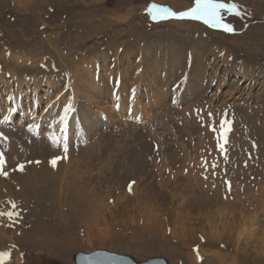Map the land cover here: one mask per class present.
<instances>
[{
    "label": "rangeland",
    "instance_id": "374dc122",
    "mask_svg": "<svg viewBox=\"0 0 264 264\" xmlns=\"http://www.w3.org/2000/svg\"><path fill=\"white\" fill-rule=\"evenodd\" d=\"M17 1L19 0H0L1 89L9 88L8 86L14 89L15 85L18 88L14 77L12 78L11 75L12 72L17 70L18 74L23 73L20 79L24 83L26 79H29L25 76L34 75V80H36L35 75L38 79L46 75L52 76L51 79H45L49 80V84L51 83L49 85L50 88L45 83H41V80H36V83L33 80L27 81L28 85H24L26 88L23 89L29 98L33 96L32 84L37 85L38 96L42 99L44 94L50 96V101H53L58 93L71 96L69 95L70 91L64 88V80L67 77V72L69 75L74 74V69L72 70L74 64H76L77 68L82 67L79 63L82 58L87 59L88 62L93 61L94 66L95 61H97L96 65L98 63L103 65L102 68L98 66V70H101L100 76L102 73V77H104L103 75H106L110 70L109 66L112 65L111 59H113V56L117 55V60L120 61L122 66H125L127 61L124 60V57L129 50H133L135 54L131 59H133V62H139L140 53L143 51L142 48H145L147 44H150V46L146 52L149 56L146 70L149 66L150 70L143 77L144 82L140 88L141 91L139 90L137 97H135L136 100H141L138 102L134 99L133 103L131 102L132 104L137 102L135 114L141 110L139 114H136L140 116L139 119L142 116L143 120L141 119V123L136 121L125 123V106L119 110L120 115L124 114V116H121L122 118L124 117L122 119L119 114H115L110 104L108 106L109 102L106 99L100 98V102L104 105H98L97 103H93V105L88 100L89 98L85 99L79 92L83 98L77 95L80 99L78 98L75 104H82L84 101V104H87L86 107L83 105L81 112L85 110L84 112L88 115L91 114V116L88 117L89 120L87 118L82 120L85 126L87 124L86 129L91 132L90 135L91 137L93 135V137L90 138L89 144L85 143L79 147L80 151L77 157L80 162H78L79 159L76 157L78 153H74V150H72L74 157L70 156L68 158L66 155H61V157L66 156L68 158L67 161L72 162L69 165L74 163L71 165V171L69 168L67 169L70 172L67 179H74L82 169L86 171L87 169H84V165L87 164L89 172L86 171V175L91 176L88 178H90L91 182L94 181L93 184L96 185V188L93 192H90L91 194L87 195L88 193H86L83 201L80 199V201L75 200L78 196L74 198V196L68 195L67 201L64 203V199L61 198L64 195L59 192V188H56L57 192L54 193L55 198L53 197L52 200V189L50 191L47 189V191L37 185L36 188L39 187L40 189L38 192H43L44 200L38 199L42 202H36L34 201L36 199L34 195L32 200L27 199L26 208H18V210L23 212L24 218H26L23 222L18 221V216L16 222H12L13 220L10 222L7 219L8 224H6V219L3 218L4 213L0 211V228L8 230L5 232L9 233L10 237L4 241L7 243L6 247L8 250L6 252L13 249L9 244L11 243L14 248L18 249L17 251H20L21 260L19 262L21 264H50L53 261L57 264H74L72 261L74 254L79 252L91 253L95 250H106L120 255H129L137 261L160 257L164 258L168 264H190L188 255L196 256L195 258H198L201 264H264V253L260 247L261 232L264 230V183L261 181L264 177V85L261 84L264 81V0H210L211 2L218 1L222 5L221 10L215 13V17L211 21V25L216 27L212 30L204 29L202 25L196 22L177 21L174 18L169 19V21H164L166 18L160 21L158 18H149L147 15L148 6L152 3L154 4V2L166 4L174 10H184L206 0H23L29 5H23V3L19 5L16 3ZM231 3L233 6L236 5V11H226ZM169 10L167 9L166 11ZM174 12L175 14L172 16L177 18L178 14L184 15L185 11ZM162 14H167V12ZM114 43L117 45V50L112 49ZM202 43L204 45V52L202 51L200 57L202 63L204 62L203 58L208 57V59H211L215 56L217 57L218 55L216 54L219 50L220 53H224L221 55L226 57V54H228L229 58L222 60L218 58V67L215 68L216 74L213 73L212 69L205 71V76L208 79L205 78L204 80H207L208 83L204 85L202 82L204 91L199 95H195L193 90L189 89V82L191 80L194 81L191 77V71L194 68L191 47L192 44ZM229 43H232V45L236 44V46H232ZM171 51H174L177 56L173 59L178 58L175 60V65L170 63L169 54ZM155 53H157L158 59L160 57V60L156 62V66L160 65V70L164 69V71L161 70L159 73L156 72L155 75H151V57ZM188 59L187 64L190 63V66L192 64L190 70L189 66H186ZM71 62H73V65ZM40 63L42 67L39 66ZM235 64H239V66L243 64L248 67H241L242 70L244 69L243 73L245 71L244 78L238 76V80L233 78L237 69L235 66H238ZM88 66L92 72L93 64H88ZM171 66L174 67H172V73L168 75ZM10 68L16 70H10ZM133 70L135 72L137 69L133 68ZM225 71H228L229 80L228 77H225ZM134 72L132 76H134ZM249 72L253 75L247 77ZM77 73L79 74V71ZM188 73L189 77L182 86L183 94L179 93L182 96L181 106L173 107L168 101L171 96L170 88L173 93L175 91V82L179 77L182 80L185 79ZM78 74L77 76L74 74L76 77L73 75L75 78L72 75H68V86H78L80 88L81 82ZM6 76L10 77L11 80ZM150 76H156V80L160 78V81H163L162 90L165 93L162 96L157 95L158 98H163L162 102L159 99V102L156 100L157 96L153 95L154 93L151 90L146 93L149 87L154 85L157 87L151 81ZM165 77H168L166 81ZM214 81H216V86L213 84ZM100 82L97 81L96 83ZM40 83L43 86L40 87ZM147 83L149 85H146ZM134 85L133 90L137 88L138 84L134 83ZM101 86L103 87V84ZM131 86H128L126 82L124 90L119 93L122 95L121 101L124 102V105H127L126 107L130 103H127L126 97L128 95V87L130 88ZM18 89L22 92L21 86ZM216 90L220 91V95H217ZM140 92L141 96L138 97ZM233 99L237 100V102ZM59 100L65 101L62 95L57 101ZM14 101L15 96L13 98ZM22 103L27 107L26 101ZM45 104L43 100L40 101L36 108V114L42 113ZM143 104L145 105L144 107ZM146 105H150V109L149 107L145 108L147 107ZM74 106L73 109L71 107L72 110H76L74 116L82 117L81 112H78ZM99 106L102 107L100 108ZM104 106H108V111L111 112L104 111ZM138 106H140L139 109ZM10 107L11 104L8 101H5L0 106V113L3 114L0 117V123L2 117L6 118V113ZM190 107H198L202 111V117L196 120L194 115H191ZM13 108L14 110L11 108L13 110L12 116L16 114L17 110L15 106ZM89 109L93 111L90 113ZM122 109H124V112ZM99 110L105 112L108 116V124H103L107 129H101V131H97L96 127L99 122ZM205 110H207V116ZM209 110L213 111L212 113L225 110L227 118L233 117L231 119L233 132L230 134L232 138L228 148L229 157L227 155L224 158L225 162L222 159H218L216 168L221 169V172L226 170L228 179L225 176L224 182H230L231 180V187L227 195L224 192L226 190L223 189L224 183L210 175V172L215 170H212L213 165L209 163L210 169L206 170L205 173L208 178H212H207L208 181L207 179L203 181L204 179L199 175L201 168L198 167L197 170V167H195L199 166L198 160L194 162L193 167L185 162L193 154H202L203 148H210L213 144L212 133L207 130V127H199L197 124V122L203 121L206 117L207 121H209L212 117ZM146 111L147 113L145 114ZM110 116H116V119H118H115L116 121L114 120V122L110 120L112 123H109ZM185 117H187L186 120ZM18 120L17 115L11 123L7 124L16 130H9L13 131L9 132V142L4 143L0 140V146L6 151L4 153L6 162L10 160L9 153L12 152L14 141L15 147H22L24 155L26 153V156L23 155V157L28 159L23 161L24 158H22L24 165L18 167L13 164L9 166L7 162L5 167H8V171L5 167V170L2 169L4 171L3 177L5 178L7 174L14 172L15 169L22 170L25 165L31 166L33 164L32 166L40 169L41 164L45 163L46 165L48 163V166L49 164H54V162L58 163L57 165L60 166L58 171L62 174L65 169L64 162L61 158L52 159L54 156L58 157L60 155H52L53 151L47 144H44V140H40L41 136L34 138L25 134L22 128L19 129ZM33 122L36 123L37 121L33 120ZM112 125H115L114 130L109 129ZM166 127H169L168 130L170 132L167 131ZM135 136L139 137V139H135ZM34 141L36 145L31 151L29 144ZM156 144L158 149H160L158 152L153 151V154L158 153L154 158L152 148ZM252 144L258 149L246 151ZM130 145L132 146L130 147ZM127 146L129 147L127 148ZM37 148L40 149L38 150ZM129 149L131 152L133 150L140 151L138 153L141 155H136L137 157H142L140 158L142 160H134L131 163L128 160L129 156L127 157V153H131ZM118 151L122 152V154ZM116 152H118L117 156H115ZM208 152L218 155L217 152L207 151V154ZM243 152H245V156L252 154L251 160L245 163L246 165L241 161V159H244ZM38 153H41V157H43H39ZM89 155H92L93 158H91L92 156L89 157ZM120 156H123V159ZM118 157L121 159L117 160ZM18 158L16 156L15 161L10 160V164L19 162L17 160H20V158ZM157 159L159 161L155 162ZM112 161L115 162L113 163ZM144 161H146V165ZM256 162L257 164L254 165ZM129 164H133L135 169L134 166L132 167ZM189 164L191 165L192 161ZM0 176L2 177V175ZM146 178L148 180H145ZM81 180L84 181L83 178ZM9 181H11L9 184H14V179ZM51 182L55 184V179ZM85 182L87 183L88 181H84V184ZM129 182L132 184L127 188ZM57 183L56 185L58 186L59 183ZM134 184L148 186L145 187L150 191L151 197H154V207L158 206L157 209L152 210L151 225H148L144 220V196L140 195L139 198L136 193L140 194V191L136 190ZM158 191L159 194L157 195ZM57 195L58 197L60 196L59 199L56 197ZM224 196L227 197L225 198ZM20 197L19 194L8 199L0 196V206L3 203L7 205L12 199H19ZM127 199L130 200L128 201ZM92 200L100 206V209L95 208L91 204ZM179 205L182 208H178ZM230 206L232 209L230 210L231 213H234L230 216L231 218L214 212H220L221 207L230 209ZM9 211H11V207L8 209ZM98 211L100 212L97 214ZM176 212L185 214L177 217L173 223V215ZM239 215L251 216V226L249 227V224H247L241 231L242 228L235 225L236 222L232 224L233 218H238ZM224 220L229 222L224 223ZM14 223L21 228H18V234L13 227L16 225ZM258 223L261 225L260 228L262 227V230L257 232ZM223 224H225V228ZM233 228L238 229H234L232 237L229 238ZM26 231L27 236L25 237L23 235ZM237 231L241 234L238 235ZM41 232H46V238L40 243L38 238ZM250 233L255 234L251 235ZM246 240L248 241L246 242ZM236 241H238V245H236ZM193 248H197V251L194 252ZM3 252L4 250L0 246V264L3 263ZM210 254L215 256H210ZM8 255L11 259L8 264H13L14 256L11 253H8ZM218 258H220L219 262L216 261Z\"/></svg>",
    "mask_w": 264,
    "mask_h": 264
},
{
    "label": "bare ground",
    "instance_id": "6f19581e",
    "mask_svg": "<svg viewBox=\"0 0 264 264\" xmlns=\"http://www.w3.org/2000/svg\"><path fill=\"white\" fill-rule=\"evenodd\" d=\"M16 1V0H15ZM49 1V0H48ZM17 4H21L22 5V3H23V5L25 4H28L29 5V3H27V2H25V1H23V0H19V1H17L16 2ZM24 7V6H23ZM27 8V7H26ZM170 11V10H169ZM170 16H172V15H170ZM124 17V16H123ZM180 17H185L184 15H182V14H178L177 15V18H180ZM125 18V17H124ZM159 20H160V18H158ZM164 20V19H163ZM163 20H160V21H163ZM172 22V21H171ZM197 25V24H196ZM218 35V34H217ZM190 38V37H189ZM182 41V40H181ZM203 41V40H202ZM154 42V41H153ZM190 42V41H189ZM193 42V41H192ZM191 42V43H192ZM208 43V42H207ZM211 43V42H210ZM187 44V43H186ZM196 44V43H195ZM193 45L192 44V47H191V54H192V56H193V63H194V68H193V70L191 71V77L194 79V81L193 80H191V82H189L188 80V82H189V89H192L193 90V94H195V95H199V94H201L202 92H203V90H204V87L202 86V81L206 78V76H205V71L206 70H208V69H212L213 70V73L214 74H216L217 73V71H215V68H217L218 67V58H220V60H222V59H227V58H229V55L228 54H226V57L224 56V55H221L220 54V56L219 57H213V58H211V59H208V57L207 58H203V60H204V62L202 63L201 62V60H200V57H201V55H202V51L204 52V45H203V43L202 44H197V45ZM226 44V43H225ZM230 45H232V43H229ZM155 45H157V43H155ZM149 46H150V44H147L146 46H145V48H142L143 49V51H142V53H140V56H139V62H133V59H131V58H133V56H134V54H135V51H133V50H129V52L125 55V57H124V60L125 61H127V64L125 65V66H122L121 64H120V61L119 60H117V55H115V56H113V59H111V63H112V65L111 66H109V68H110V70H109V72L106 74V75H103L104 77H102V73H101V76H100V69L98 70V66L99 67H103V65H100L99 63V65L97 64L96 65V63H97V61H95V66H94V62L92 61V62H88L87 61V59H85V58H82V60H80L79 61V63L82 65V67L81 68H77L75 65L76 64H74L73 65V62H71L72 63V70L74 69V74L77 76V71H79V74H78V77H79V81L81 82V84L78 82V81H76V82H78V84H80L79 86H80V88H78V86H76V87H74L73 85V87H74V91L76 92V97H77V95H80L81 97H82V95L84 96V98L85 99H88L90 102H92V104L93 103H97L98 105H104L103 103H101L100 102V98L101 99H106L108 102H110L111 101V92H112V87L110 86V84H108V80H109V78L110 77H113V78H115V76H116V79H117V81H118V83L120 84V86H119V93H121V91L122 90H124V87L126 86V82H127V84H128V86L129 85H134V83L135 84H138L137 85V88L135 89V90H133L134 89V87H135V85L133 86V88H131V91L133 92V94H134V98H130V99H127L128 98V95H127V97H126V101H127V103H129V104H132L133 103V100L135 99L136 100V98L135 97H137L136 95H137V92L140 90V88H141V86H142V83L144 82V80H143V77L147 74V72L150 70V66L147 68V70H146V64L148 63V60H149V56L147 55V50H148V48H149ZM225 46V45H224ZM223 46V47H224ZM232 46H236V44L234 45H232ZM211 47V46H210ZM209 47V48H210ZM112 49L113 50H117V45H115V43L112 45ZM129 49V48H128ZM207 49V48H206ZM212 49V48H211ZM215 49V48H214ZM208 50V49H207ZM212 51V50H211ZM215 51V50H214ZM140 52V51H139ZM210 52V51H209ZM208 52V53H209ZM228 52H229V49H228ZM212 53V52H211ZM223 53V52H222ZM203 54H205V53H203ZM224 54V53H223ZM236 54V53H235ZM137 55V54H136ZM159 55V54H158ZM164 55H166V54H164ZM206 55V54H205ZM217 55V54H216ZM191 56V57H192ZM174 57H177L176 56V53L174 52V51H171V53L169 54V58H170V63H171V65L172 64H174L175 65V60L176 59H178V58H175V59H173ZM203 57V56H202ZM112 58V57H111ZM136 58V57H135ZM166 58V57H165ZM168 58V59H169ZM90 59V58H89ZM163 59H164V57H163ZM167 59V60H168ZM234 59L236 60V58L234 57ZM138 60V59H137ZM160 60V57H159V59H158V57H157V53H155L152 57H151V71H150V74L151 75H155L156 74V72H160L161 70H160V68H159V66L160 65H158V67L156 66V62H158ZM165 60V59H164ZM70 61H72V60H70ZM74 61V60H73ZM166 61V60H165ZM164 62V61H163ZM220 62V61H219ZM227 62V61H226ZM241 62V61H240ZM243 62V61H242ZM90 64V65H92L93 64V71L91 72L90 70H89V66H88V64ZM169 63V64H170ZM221 63V62H220ZM247 64V63H246ZM84 65V66H83ZM223 65H224V63H223ZM235 65H239V64H235ZM243 65V64H242ZM241 65V66H242ZM79 66V65H78ZM180 66V65H179ZM208 66H209V68H208ZM16 67V66H15ZM172 67H174V66H171L170 67V72H168V75H170V73H172ZM235 67H237V66H235ZM245 66H242V68H244ZM247 67V66H246ZM245 67V68H246ZM9 68V67H8ZM16 68H18V67H16ZM96 68V69H95ZM133 68H135V72H134V70H133ZM248 68V67H247ZM12 69H14V68H12ZM11 68H10V70H12ZM71 69V68H70ZM168 69V68H167ZM14 70H16V69H14ZM13 70V71H14ZM20 70V69H19ZM96 70V71H95ZM235 70V69H234ZM233 70V71H234ZM244 70V69H243ZM250 70V69H249ZM261 70V69H260ZM17 71V70H16ZM16 71H14V72H12V78L14 77V79H15V82L17 83V87L19 88L20 86H21V90H22V92L24 91V89L23 88H25V86L24 85H28V83H26L27 81H34V83H36V80H34V79H26V82L24 83V82H21L22 80L20 79V76H23L22 74L23 73H19L18 74V72H16ZM162 71H164V69L162 70ZM20 72V71H19ZM134 72V76H132V73ZM16 73V74H15ZM72 73V72H71ZM164 73V72H163ZM174 73V72H173ZM228 73V72H227ZM226 73V74H227ZM244 73H245V71H244ZM244 73L242 74V71H240V70H237V71H235V73H234V75L235 76H238V77H245L244 76ZM247 73V72H246ZM253 73V72H252ZM74 74H72V76L74 75ZM175 74V73H174ZM256 74V73H255ZM74 75V76H75ZM167 75V74H166ZM167 75V76H168ZM173 75V74H172ZM225 75V74H224ZM246 75V74H245ZM251 75H253V74H251V72H249L248 73V75H247V77H250ZM262 75V74H261ZM73 76V77H74ZM75 76V77H76ZM256 76V75H255ZM73 77H71V78H73ZM74 77V78H75ZM0 78H2V74L0 75ZM161 78H162V76H161ZM253 79H255L254 77H252ZM263 78H264V75H263ZM150 79H151V81L154 83V84H156L157 85V87L154 85V86H152V87H149L148 88V90H147V92L146 93H149L148 91L149 90H151V92H153L154 94L153 95H155V96H159V95H164V93H165V91L164 90H162V87L164 86V84L160 81V78H158L157 80H156V76H154V77H151L150 76ZM168 79V77L166 78L165 77V81ZM206 79H208V78H206ZM252 79V80H253ZM70 81H72L73 82V80H71L70 79ZM100 82V83H96V82ZM71 82V83H72ZM106 82H107V84H106ZM250 82V81H249ZM75 83V82H74ZM165 83V82H164ZM51 84V83H50ZM49 84V80H45V85H50ZM73 84V83H72ZM101 84H103V87L101 86ZM250 84V83H249ZM261 84H263L264 85V81L261 83ZM33 85V91H37L38 89V87H37V85H35V84H32ZM146 85H149V83H147ZM221 85V84H220ZM262 85V86H263ZM9 87V90L11 91V94L12 95H14L15 96V101L13 102V104L11 105V107L9 108V110L7 111V115H8V118H10L11 116H12V114H13V110H14V106L15 105H18L19 104V100H20V98H21V94H22V92H20V89H18V88H16V85H15V88L14 89H10V86H8ZM69 87H70V85H69ZM144 87V86H143ZM142 87V88H143ZM49 88H50V86H49ZM99 88V89H98ZM179 88V87H178ZM194 88V89H193ZM264 88V87H263ZM187 89V88H186ZM185 89V90H186ZM48 90V89H47ZM46 90V91H47ZM125 90H126V88H125ZM191 90V91H192ZM127 91V90H126ZM141 91V90H140ZM21 94H20V93ZM25 92V91H24ZM26 92H27V90H26ZM79 92H81V94L79 93ZM79 93V94H78ZM127 93V92H126ZM229 93V92H228ZM183 94V93H182ZM120 96H122L121 94H119ZM152 95V96H153ZM229 95V94H228ZM25 96H27L26 94H25ZM141 96V92H140V94H139V96L138 97H140ZM158 96H157V99L156 100H161V102L163 101L162 99V97H160V98H158ZM227 97V96H226ZM79 98V97H78ZM83 98V97H82ZM122 98V97H121ZM156 98V97H155ZM80 99V98H79ZM152 99H153V97H152ZM139 100H141V99H139ZM139 100L137 99L136 101H138L139 102ZM154 100V99H153ZM155 100V101H156ZM159 100H158V102H159ZM75 101L76 100H73L72 102H71V105H72V109H73V106H74V104H75ZM87 101V100H86ZM124 101V100H123ZM143 101V100H142ZM155 101H154V103H155ZM65 102V101H64ZM79 102V101H78ZM82 102V101H81ZM106 102V101H105ZM132 102V103H131ZM135 102V101H134ZM149 102V101H148ZM14 103H15V105H14ZM145 103V102H144ZM151 103V102H150ZM149 103V104H150ZM56 104V103H55ZM90 104V103H89ZM92 104H91V106H92ZM96 104V105H97ZM146 104V103H145ZM152 104V103H151ZM85 105V107L87 106V104H84ZM94 105V104H93ZM97 105V106H98ZM155 105H157V104H155ZM108 106H109V103H108ZM107 106V107H108ZM125 106V108L127 109V105H124V102H120V110H121V107L123 108ZM145 105L143 104V107H144ZM147 106V105H146ZM95 107V106H94ZM100 107V106H99ZM102 107V106H101ZM100 107V108H101ZM106 106H104L103 108H105V110L104 111H108L109 109V107L107 108ZM110 107H111V105H110ZM139 107L140 106H138V109H139ZM149 107V109H150V105L149 106H147V107H145V108H148ZM13 110H12V109ZM15 108H17L16 106H15ZM88 108H89V105H88ZM96 108H98V107H96ZM124 108V109H125ZM86 109V108H85ZM99 109V108H98ZM97 109V110H98ZM111 109V108H110ZM124 109H122L123 110V112H124ZM137 109V108H136ZM84 110V109H83ZM82 110V111H83ZM145 110V109H144ZM73 111V110H72ZM76 111V110H75ZM85 111V110H84ZM81 112V110H80V112H81V115H82V117H81V119H85V118H87L88 120H89V118L88 117H90L91 116V114H87L86 112ZM87 111V110H86ZM90 113L93 111V110H91V109H89L88 110ZM87 111V112H88ZM108 112H111V111H108ZM120 112V111H119ZM139 112H141V110L139 111ZM139 112L138 113H136V114H139ZM142 113H143V111H142ZM147 113V111L145 112V114ZM150 113V112H149ZM67 114H69V113H67ZM74 114V113H73ZM75 114H77V113H75ZM110 114V113H109ZM114 114V113H113ZM120 115V114H119ZM124 116V114H121L120 115V117L121 116ZM140 115H142V114H140ZM68 116V115H67ZM186 116V115H185ZM108 117V116H107ZM117 117H119V116H117ZM126 117V116H125ZM6 118H7V116H6ZM122 118V117H121ZM140 118V117H139ZM148 118V117H147ZM181 118V117H180ZM184 118V117H183ZM186 118L187 117H185V120H186ZM91 119V118H90ZM116 119V116H110L109 117V123L111 122L110 120H113V122H114V120ZM118 119V118H117ZM116 119V120H117ZM122 119H124V117L122 118ZM141 119H142V116H141ZM141 119H140V121H141ZM115 120V121H116ZM143 120V119H142ZM33 121V120H32ZM122 121V120H121ZM121 121H119V122H121ZM146 121V120H145ZM143 122V121H142ZM34 123V122H33ZM86 123H88V122H86ZM112 123V122H111ZM116 123V122H115ZM115 123H113V124H115ZM136 123V122H135ZM89 124V123H88ZM108 124V123H107ZM183 124V123H182ZM118 125H120V124H118ZM193 125V124H192ZM86 126H87V124H86ZM113 126V125H112ZM121 126V125H120ZM137 126V125H136ZM89 127V126H88ZM174 127H176V126H174ZM185 127V126H184ZM121 128V127H120ZM133 128H134V126H133ZM167 128V127H166ZM169 128V127H168ZM168 128H167V131H169L168 130ZM171 128V127H170ZM154 129V128H153ZM114 130V129H113ZM132 131V130H131ZM178 131V130H177ZM170 132V131H169ZM174 132V131H173ZM187 132V131H186ZM91 133V132H90ZM93 134V133H92ZM138 134V133H137ZM171 134V133H170ZM13 135H14V133H13ZM154 135V134H153ZM95 136H97V134H95ZM95 136H94V138H95ZM119 136V135H118ZM156 136V135H155ZM189 136V135H188ZM92 137H93V135H92ZM123 137V136H122ZM129 137V136H128ZM158 137V136H157ZM176 137V136H175ZM174 137V139H176ZM191 137V136H190ZM200 137V136H199ZM209 137V136H208ZM104 138V137H103ZM136 138H138L139 139V137H136L135 136V139ZM97 139V138H96ZM111 139V138H110ZM134 139V138H133ZM151 139H153V138H151ZM155 139V138H154ZM161 139V138H160ZM209 139V138H208ZM39 140V139H38ZM40 140H43L42 138L40 139ZM141 140V139H140ZM139 140V141H140ZM201 140V139H200ZM199 140V141H200ZM12 141H14L13 139H12ZM101 141V140H100ZM119 141V140H118ZM191 141V140H190ZM15 142V141H14ZM14 142H13V148H12V152L11 153H9L10 154V160H13V161H15V158H16V156H18L19 158H20V161H21V159L22 158H24L23 157V155L24 154H22L21 155V153H20V150H22L23 151V149H22V147L21 148H17V147H15V145H14ZM43 142V141H42ZM95 142V141H94ZM127 142V141H126ZM161 142H162V140H161ZM20 143V142H19ZM41 143V142H40ZM39 144V143H38ZM45 144V143H44ZM96 144V143H95ZM97 144H98V142H97ZM128 144V143H127ZM133 144V143H132ZM36 145V142L34 141V142H32V143H30L29 144V147H30V149H31V151H32V149H33V147ZM99 145V144H98ZM135 145H136V143H135ZM139 145V144H138ZM161 145V144H160ZM166 145V144H165ZM19 146H21V145H19ZM39 146H40V144H39ZM132 145H130V147H131ZM148 146V145H147ZM38 147V146H37ZM44 147V146H43ZM42 147V148H43ZM122 147V146H121ZM129 146H127V148H128ZM134 147V146H133ZM143 147V146H142ZM122 148H125L124 146L122 147ZM126 148V149H127ZM138 148V147H137ZM136 148V149H137ZM20 149V150H19ZM38 149V148H37ZM40 149V148H39ZM38 149V150H39ZM140 149V148H139ZM160 149V148H159ZM162 149V148H161ZM44 150V149H43ZM117 150V149H116ZM132 150V149H131ZM144 150V149H143ZM121 151V150H120ZM120 151H118V152H120ZM123 151V150H122ZM126 151V150H125ZM137 151V150H136ZM136 151H130V149H129V152H131V153H127V157H128V160L132 163V162H134V160H137L138 161V159L139 160H142V159H140V158H142V157H137V155L136 154H139V155H141L140 153H138V152H140V151H137V153H136ZM70 152V151H69ZM114 152V151H113ZM118 152H116V154H115V156H117V154H118ZM27 153H29V152H27ZM37 153V152H36ZM53 153H55V151H53ZM121 154H122V152H120ZM125 153V152H124ZM31 154H33L32 152H31ZM30 154V155H31ZM39 154V153H38ZM43 154V153H42ZM77 154V153H76ZM156 154V153H155ZM21 155V156H20ZM40 156L39 157H41V153L39 154ZM79 155V153L76 155V157ZM84 155V154H83ZM144 155V154H143ZM24 156H26V153H25V155ZM70 156L71 157H74V154H73V152L71 151V153H70ZM90 156H92V155H89V157ZM132 156V157H131ZM166 156H167V154H166ZM169 156V155H168ZM43 157V156H42ZM41 157V158H42ZM55 157V156H54ZM60 157H61V155H60ZM121 157V156H120ZM120 157H118L117 158V160H119V158ZM123 157V156H122ZM121 157V158H122ZM127 157H125V158H127ZM8 158H9V155H8ZM18 158V159H19ZM30 158V157H29ZM36 158V157H35ZM46 158V157H45ZM68 158H69V156H68ZM66 156H62L61 157V160L64 162V164L63 165H65L64 166V172L61 174L59 171H58V169H60V168H58V167H60V166H58L57 164V162H54V164H49L48 166H47V164L45 165V163L44 164H41L42 166L40 167V169H38L36 166H28V165H25V166H23V168H22V170H17V169H15L14 170V172H11V173H9V174H7L6 175V177L4 178L3 176L1 177L0 176V196H2L4 199H8V198H10L11 196H15V195H17V194H19L21 197L19 198V199H12L11 201H9L8 202V204L7 205H4V203L0 206V211L2 212V213H4V216H3V218H5L6 219V221H5V223L6 224H8L7 223V219H9V221L11 222L12 220V222H16L17 221V217L19 216V222L21 221V222H23V220L24 219H26V218H24V215H22L23 214V212H21L20 210H18V208H23V207H25V205L28 203L27 202V199H33V196H34V198H36L34 201H36V202H42V201H40V200H38V199H41V200H44V197H43V192L41 191V192H38L40 189H39V187L38 188H36L37 187V185H40L41 187H42V189H44V190H49L50 191V189H52V196H51V198H52V200H53V197H54V193H56L57 191V189L59 188V192H61V194L62 195H64V197H61L62 199H64V203H66V201H67V197H68V195H72V196H74V198L76 197V196H78V197H76V199L75 200H84V197H85V194L86 193H88L87 195H89V194H91L90 192H93L94 190H95V188H96V185H94L93 184V182H91L89 179L90 178H88L89 176L88 175H86L87 173H86V171L87 172H89L88 170H89V168H87V164L86 165H84V169H87L86 171H84L83 169L79 172V174L74 178V179H67V177H68V175L70 174V172L67 170L68 168H69V170H70V168H71V165H73V164H71V165H69L70 164V162L71 161H67V159H68ZM85 158V157H84ZM91 158H93V156L91 157ZM90 158V159H91ZM101 158V157H100ZM120 158V159H121ZM133 160H132V159ZM155 158V157H154ZM25 159V158H24ZM23 159V160H24ZM33 159V158H32ZM55 159V158H54ZM60 159V158H59ZM72 159H74V158H72ZM76 159V158H75ZM77 159H79L78 157H77ZM87 159V158H86ZM123 159V158H122ZM169 159V158H168ZM8 160V159H7ZM10 160H8L7 162L9 163V166H11L12 164L14 165V163H11L10 164ZM110 160V159H109ZM116 160V159H115ZM116 160V161H117ZM126 160V159H125ZM132 160V161H131ZM171 160V159H170ZM173 160V159H172ZM46 161V160H45ZM44 161V162H45ZM57 161V160H56ZM73 161V160H72ZM77 161V160H76ZM84 161V160H83ZM136 161V162H137ZM153 162H154V160H152ZM6 162V163H7ZM12 162V161H11ZM32 162V161H31ZM37 162V161H36ZM48 162V161H47ZM78 162H80V159H79V161ZM113 162V161H112ZM115 162V161H114ZM113 162V163H114ZM187 162V161H186ZM41 163V162H40ZM51 163V162H50ZM53 163V162H52ZM72 163V162H71ZM87 163V162H86ZM110 163V162H109ZM36 164V163H35ZM60 164V163H59ZM116 164V163H115ZM38 165V164H37ZM121 165V164H120ZM119 165V166H120ZM123 165V164H122ZM129 165H131V164H129ZM134 165H135V163H134ZM133 164L131 165L132 167L134 166ZM47 166V167H46ZM167 166V165H166ZM4 167L5 166H3L2 167V169H4ZM13 167V166H12ZM127 167H129V166H127ZM6 168V167H5ZM8 168V167H7ZM6 168V169H7ZM155 168V167H154ZM159 168V167H158ZM158 168H157V170H158ZM118 169V168H117ZM128 169V168H127ZM129 169H131V168H129ZM134 169H135V166H134ZM167 169V168H166ZM5 170V169H4ZM172 170V169H171ZM183 170V169H182ZM7 171H8V169H7ZM62 171V170H61ZM71 171V170H70ZM129 171V170H128ZM161 171V170H160ZM168 171V170H167ZM166 171V172H167ZM2 172H4V171H2ZM59 173V174H58ZM124 173V172H123ZM122 173V174H123ZM128 174V173H127ZM131 174V173H130ZM1 175V174H0ZM86 175V176H85ZM136 176V175H135ZM174 176V175H173ZM91 177V176H90ZM133 177V176H132ZM171 177H172V175H171ZM184 177V176H183ZM83 178V180L84 181H88L87 183L85 182V184H84V181H82L81 179ZM145 178V177H144ZM181 178V177H180ZM185 178V177H184ZM4 179H5V181H4ZM10 179H14V184H9L11 181H9ZM54 179H55V184H52V180L54 181ZM58 179V180H57ZM92 179V178H91ZM96 179V178H95ZM137 179H138V177H137ZM158 179V178H157ZM161 179V178H160ZM172 179V178H171ZM57 180V181H56ZM145 180H148L147 178L145 179ZM155 180V179H154ZM89 181H90V183H92V184H90L89 183ZM165 181H167V180H165ZM170 181V180H169ZM175 181V180H174ZM56 182H58L57 184H58V186L56 185ZM154 182V181H153ZM186 182V181H185ZM184 182V183H185ZM134 183V182H133ZM138 183V182H137ZM162 183V182H161ZM168 183V182H167ZM177 183V182H176ZM136 184V183H135ZM134 184V186H136V190H138V191H140V194L137 192L136 194H138L139 195V198H140V195L141 196H144V210H145V215H144V220H145V222L148 224V225H151L152 224V222H151V219H150V217L152 216V210L153 209H157V207H154L155 206V200H154V197L152 198L151 197V194H150V191L146 188V187H148V186H142V185H135ZM144 184V183H143ZM166 184V183H165ZM148 185V184H147ZM162 185V184H161ZM168 185V184H167ZM57 186V187H56ZM169 186H170V184H169ZM174 186V185H173ZM187 186V185H186ZM163 187H164V184H163ZM167 187V186H166ZM175 187V186H174ZM57 188V189H56ZM35 190V191H34ZM47 190V191H48ZM184 190V189H183ZM193 190V189H192ZM126 192H127V190H126ZM189 192H190V190H189ZM208 192V191H207ZM59 194V193H58ZM132 194V193H131ZM159 194V191H158V193H157V195ZM194 194V193H193ZM48 195V194H47ZM60 195V194H59ZM61 195V196H62ZM66 195V196H65ZM126 196V195H125ZM56 197H58V195L56 196ZM159 197V196H158ZM17 198H18V196H17ZM47 198H49V197H47ZM55 198V197H54ZM60 198V196L58 197V199ZM137 198H138V196H137ZM57 199V198H56ZM57 199V200H58ZM46 200V199H45ZM79 200V201H80ZM128 200V199H127ZM130 200V199H129ZM128 200V201H129ZM215 200V199H214ZM74 201V200H73ZM48 202V201H47ZM1 203H2V201H1ZM33 203V202H32ZM46 203V202H45ZM63 203V204H64ZM152 203H153V205H152ZM82 204V203H81ZM91 204L95 207V208H97V209H100V206L99 205H97L96 204V202H94L93 200L91 201ZM138 204V203H137ZM136 204V205H137ZM157 204V203H156ZM29 205V204H28ZM33 205H34V203H33ZM51 205V204H50ZM32 206V205H31ZM48 206V205H47ZM61 206V205H60ZM81 206V205H80ZM131 206V205H130ZM129 206V207H130ZM133 206V205H132ZM226 206V205H225ZM11 207V211H9L8 212V209ZM33 207V206H32ZM227 207H229L228 205H227ZM227 207H221L220 208V212H218V211H214V212H216V213H221L220 215H226L227 217H229V218H231L230 216L232 215V214H234V213H231V211L230 210H232L231 209V206H230V209L229 208H227ZM2 208V209H1ZM26 208V207H25ZM72 208V207H71ZM131 209H132V207H130ZM178 208H182L181 207V205H179L178 206ZM140 209V208H139ZM62 210V209H61ZM81 210V209H80ZM17 211V212H16ZM0 212V213H1ZM78 212V211H77ZM81 212V211H80ZM100 211H98L97 212V214L99 213ZM185 213H179V212H176V214H174L173 215V217H174V220H173V223H174V221L176 220V218L177 217H179V216H181V215H184ZM67 218V217H66ZM3 220V219H2ZM44 220V219H43ZM42 220V221H43ZM4 221V220H3ZM229 221L228 220H224V223H228ZM235 222H236V224H235ZM212 223V222H211ZM14 224H16V223H14ZM232 224H235V225H237L238 227H240V228H242L241 229V231L243 230V227H245L247 224H249V227L251 226V224H252V218H251V216H244V215H239L238 216V218L237 217H235V218H233V220H232ZM10 225V224H9ZM18 224H16L15 226H13L15 229H16V231H17V234H18V230L19 229H21L19 226H17ZM225 224H223V226H224ZM6 226V225H5ZM233 227H234V225H232ZM260 224L258 223L257 224V232L258 231H260V230H262L261 228H260ZM12 227V228H13ZM38 227V226H37ZM248 227V228H249ZM19 228V229H18ZM224 228H225V226H224ZM234 229L236 230V229H238V228H233L232 230V232L229 234V238H231L232 237V235H233V233H234ZM0 230H1V232H0V246H2V249L4 250V252H3V255H2V259H3V263L2 264H8L9 263V261H11V259H10V257H9V255H8V253H11L13 256H14V263L13 264H19V261L21 260V256H20V251H17L18 249H16V248H14L13 247V245L11 244V243H9L10 244V246L13 248V249H10L11 251H9V252H6V250H8L7 249V247H6V242H4V241H6V240H8L10 237H9V233H7V232H5V231H8V230H6V229H3V228H0ZM24 230V229H23ZM41 231V230H40ZM44 231V230H43ZM72 232V231H71ZM22 233V232H21ZM25 234L23 235V236H27V231L26 232H24ZM46 233V232H45ZM45 233H40L41 235H40V237L38 238L39 240H40V243L41 242H43V239H45L46 238V234ZM237 233H238V235H240L241 233L239 232V231H237ZM23 234V233H22ZM251 234V233H250ZM253 234H255V233H252L251 235H253ZM37 235H38V233H37ZM48 235V234H47ZM39 236V235H38ZM56 236V235H55ZM104 236V235H103ZM106 236V235H105ZM67 237V236H66ZM101 238H102V236H100ZM99 238V237H98ZM106 238V237H105ZM236 238H238V237H236ZM20 239V238H19ZM66 239V238H65ZM64 239V240H65ZM71 239V238H70ZM18 240V239H17ZM48 240V239H47ZM62 240V239H61ZM100 240V239H99ZM23 241V240H22ZM46 241V240H45ZM49 241V240H48ZM248 240H246V242H247ZM260 241H261V244H260V247H261V250H262V252L264 253V230L261 232V238H260ZM37 242V241H36ZM50 242V241H49ZM48 242V243H49ZM70 242V241H69ZM73 242V241H72ZM237 243H236V245H238L239 243H238V241H236ZM14 243H15V241H14ZM16 244V243H15ZM46 244V243H45ZM59 244H61V243H59ZM65 244V243H64ZM118 244V243H117ZM16 246V245H15ZM49 246V245H48ZM62 246L64 247V245L62 244ZM66 246V245H65ZM70 246V245H69ZM6 248V249H5ZM55 249V248H54ZM52 250V249H51ZM60 252V251H59ZM204 254H206V253H204ZM215 256L214 254H210V256ZM208 256V255H207ZM196 256H189L188 255V259H189V261H190V264H201L200 262H199V260H198V258H195ZM216 261L217 262H219L220 261V258H218V259H216ZM216 262V263H217ZM52 264H57V263H52Z\"/></svg>",
    "mask_w": 264,
    "mask_h": 264
},
{
    "label": "water",
    "instance_id": "95a60500",
    "mask_svg": "<svg viewBox=\"0 0 264 264\" xmlns=\"http://www.w3.org/2000/svg\"><path fill=\"white\" fill-rule=\"evenodd\" d=\"M95 255L100 258L101 264H166V262L161 258H150L145 262H134L133 259L129 256H119L111 253H105L104 251L95 252ZM79 254L73 257L75 262L79 264H91L89 258H86V261L80 263Z\"/></svg>",
    "mask_w": 264,
    "mask_h": 264
}]
</instances>
